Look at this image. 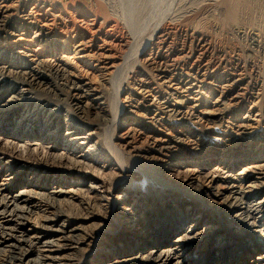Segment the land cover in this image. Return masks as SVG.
Listing matches in <instances>:
<instances>
[{
  "label": "bare ground",
  "instance_id": "obj_1",
  "mask_svg": "<svg viewBox=\"0 0 264 264\" xmlns=\"http://www.w3.org/2000/svg\"><path fill=\"white\" fill-rule=\"evenodd\" d=\"M134 1L123 31L104 0H0V39L29 35L52 53L20 63L0 45V264H28L29 255L34 264H168L177 255L170 244L202 254L214 237L221 249L204 263L264 264L233 247L228 226L237 216L264 225V116L251 121L244 109L264 100V79L240 57L216 54L196 26L179 44L165 21L144 37L149 8ZM202 4L229 15L264 8V0ZM192 6L179 24L200 19ZM72 48L85 66L57 57ZM165 80L178 90L167 94ZM195 84L218 99L183 111L174 95ZM226 114L234 119L224 127ZM150 172L197 197L155 188ZM186 220L190 233L177 227Z\"/></svg>",
  "mask_w": 264,
  "mask_h": 264
},
{
  "label": "rangeland",
  "instance_id": "obj_2",
  "mask_svg": "<svg viewBox=\"0 0 264 264\" xmlns=\"http://www.w3.org/2000/svg\"><path fill=\"white\" fill-rule=\"evenodd\" d=\"M104 1L105 3L107 2L106 4H108L109 7L114 6L113 9L112 7H110L111 8L110 11L112 12L113 15L116 14L114 15L116 21H118L123 31H126L125 28L128 27L127 23L129 22L128 18L130 16H134L132 13L133 11H135V6L133 8V5L131 4L134 0H131V1L130 0H111V1L104 0ZM200 1H202L201 4H200ZM204 1L206 0H199V1L198 0H145V1L143 0V3H145L147 5V8L149 9L145 10L147 14H145L144 12L143 13L144 16L142 15V17H145L146 15L148 16L149 14H150L149 18L153 16L150 19H148L147 16L144 19L143 18L141 19V20H144V21H141V23H144L142 27L143 32H144L143 36L146 37V34L147 35L149 34L148 32H145V31L150 32L153 29L154 25L156 26L159 23L158 20L165 21L164 25H166L167 27L171 26L172 28L178 30L177 34L179 35L175 36L174 39L176 40V42L173 40V43L179 44L180 36L183 33V31L191 30V29L193 31L194 26H196L195 27L196 30L194 29L195 32H198V33L202 32V34L206 35L207 38L209 37L208 40L211 39L210 43L211 42L214 43V44L213 43L211 44L216 54L217 52H219L220 55H224L226 57L233 56L237 59H239L240 57L239 59L240 62L246 63L245 65H247L246 70H247L248 65L250 64V66H252L253 72H255V75L258 76L260 79H264V49H263L264 48L263 47L264 46V12H261V11H264V8H261L263 10L260 9V11L255 9L253 12H250V13L248 12L249 14L245 12H241L242 13L241 14L238 12L237 14L239 15L237 14L229 15V14L218 13L217 11H214L213 9L204 10L203 9L204 6L202 8V5H203L202 3H204ZM141 3H142V0L139 1L140 5H142ZM16 6H17V3L15 2L13 3L12 8L15 9ZM188 6L189 7L192 6L194 8L197 7V10L201 9L199 10L200 12L197 11L199 14L196 13V15L200 19H196L194 22H186V23L181 22L182 23L181 25L179 24L177 19L179 16L182 15L183 11H185L188 8ZM26 10L29 12L30 8H26ZM163 14L164 15L166 14L165 15L166 17H164ZM126 16L128 17L127 19H126ZM145 20L146 22L149 20V22L145 23ZM156 21H157V24H156ZM169 21L174 22V23H171ZM145 24H147L148 27ZM20 37L21 36L19 35H16L14 37H8L6 42L0 39V45H2L5 48H8V51L6 52V55L8 56V58H11V59L14 58L20 63H25V62H31L32 60L34 61L37 58L47 59L49 57H47L45 53H48L49 55L52 54L50 51H46V49H41V47L32 40V36L23 35L21 38ZM73 50L74 49L72 48L69 52L58 53L57 57L64 59V61L66 62H72V63L85 66L86 64L84 62L87 60V58H85V54L77 52V55H74ZM17 51L24 52V53L23 55L19 56L18 54H16ZM82 56H83V60L81 58ZM247 74H250V70L247 71ZM163 82L164 83L162 87H163V90L167 92V94L172 91L174 92L175 89L176 91L178 90L177 89L178 87L175 85V82H172L170 84H168V80L167 81L165 80ZM98 83L101 84L100 79ZM102 88L108 89L109 87L104 82H102ZM155 88L156 87L153 86L152 89L154 90ZM157 91L158 90L156 89L155 92ZM178 92H180V94L174 95V97L177 98L178 102L183 101L181 104L182 105L181 109L183 111H189L190 109L202 110L206 108L209 104L210 105L213 104L218 99L217 95L214 94L212 90L207 89V86L201 89L200 85H197V84H195V86L188 85L187 89L185 90L182 89V90H179ZM10 98H11L10 95H7L4 98V100L10 99ZM119 98L121 99L125 98L127 102L130 100L128 94L124 92L120 93ZM1 103L4 104V101H2ZM244 109L250 113V116H253L251 117L253 119H250L251 121H260L261 113H263L262 115L264 116V100L260 101L258 99L252 98L244 103ZM244 117L243 115H239L238 117H236V119L239 120ZM233 119L234 118L231 115L226 114L222 117V120L220 119L221 121L220 123L225 127L227 126V124L233 121ZM212 165H215V163ZM148 173H149L148 171L145 172V174H148ZM146 177L150 178L149 181H152L151 184L152 185L154 184L153 186H155V188L157 189L163 188L166 190H173L172 192H174L178 197L180 196V198L181 197L184 198L188 196L197 197V194L190 189V186H188V188L181 189L180 187L174 186L173 184L166 182L165 179H168V178H164V177L162 178L154 173L152 174L151 172L149 176H145V178ZM205 186L209 187L208 182L205 183ZM260 220H261L260 218H257L254 221L250 217L246 218L244 216H237L235 220H231L228 223V226L231 228L232 233H234V240L232 241V243H234L233 247H236V245L239 243L238 245L240 246L242 245V248L248 251L249 253H255V254L258 253L259 255L264 257V225L263 223L260 222ZM189 225H190V221L186 220V222H184V225L181 222L177 225V227H181V229L184 231L189 230L188 233H190L191 228H189ZM218 239L219 237H214L212 239V242H213L212 244H215V246H211L208 249H205L203 248V246H200V248H202L203 250L202 254L198 252L199 249H192L188 253L186 251H181L179 247L172 246L173 244L172 243L170 244V247H168V250H171L172 248H174L172 249V252L176 253L177 255L172 260V262L168 264H175L176 262H181V261L183 262L187 261L188 264H202V263L206 264L204 263L205 259L203 260V258H205L204 256L205 255H207V257L211 256L215 254L217 250L221 249V246H219L220 241ZM47 240L48 239L44 241H47ZM173 240H174V237L170 239L171 242ZM49 241L51 242L52 239H49L48 242ZM211 258L213 257H210V259H208L209 264H214L216 262L215 258H213V260H211ZM34 260H35V256L29 255L26 258L25 262L28 264H34ZM158 264H162V263H158Z\"/></svg>",
  "mask_w": 264,
  "mask_h": 264
}]
</instances>
